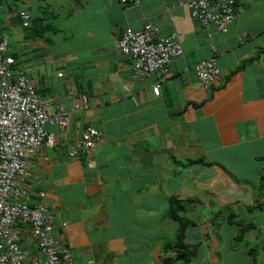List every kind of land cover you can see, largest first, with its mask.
Wrapping results in <instances>:
<instances>
[{
  "label": "crops",
  "instance_id": "0c3cea01",
  "mask_svg": "<svg viewBox=\"0 0 264 264\" xmlns=\"http://www.w3.org/2000/svg\"><path fill=\"white\" fill-rule=\"evenodd\" d=\"M178 1L0 0L9 52L42 101L71 110L88 96L65 134L46 126L57 145L25 167L30 204L42 201L55 217L67 264L175 258L163 250L178 229L168 217L171 198L187 206L185 244L196 248L176 264H264V0H234L226 33L202 27ZM21 9L49 31L30 40L16 17ZM148 22L160 36L176 34L183 49L158 95L154 78H134L117 48L125 27ZM212 55L220 74L204 87L195 65ZM87 126L101 139L89 156L73 157ZM237 220L251 225L242 235ZM21 229L23 248L38 256Z\"/></svg>",
  "mask_w": 264,
  "mask_h": 264
},
{
  "label": "built area",
  "instance_id": "2783aa9c",
  "mask_svg": "<svg viewBox=\"0 0 264 264\" xmlns=\"http://www.w3.org/2000/svg\"><path fill=\"white\" fill-rule=\"evenodd\" d=\"M178 5L184 6L190 18L200 22L202 27L214 25L222 33L227 32L235 18L234 0H181ZM18 18L22 27L29 26V12L19 11ZM8 43V37L3 35L0 38V264H67L70 260L67 246L53 233L57 225L55 218L42 201L30 204L31 196L24 183L25 167L28 159L44 147L57 145L55 135L48 132L46 126L54 125L65 134L72 112L88 108V96H80L71 110L58 101L43 102L35 82L10 55ZM117 48L131 63L134 78H154V95L159 94L160 82L169 76L172 61L183 57L178 36H160L151 22L141 30L125 27ZM195 70L204 87L214 83L220 74L214 55L198 62ZM100 137L98 130L87 126L71 155L89 156ZM21 226L28 230L40 257L31 256L23 248ZM64 226L62 222L60 227Z\"/></svg>",
  "mask_w": 264,
  "mask_h": 264
},
{
  "label": "trees",
  "instance_id": "16d2710c",
  "mask_svg": "<svg viewBox=\"0 0 264 264\" xmlns=\"http://www.w3.org/2000/svg\"><path fill=\"white\" fill-rule=\"evenodd\" d=\"M1 4V2H0ZM26 11L24 9H21L20 11ZM28 12V11H27ZM19 10L16 12V17L18 18ZM44 20L41 17L34 18L31 20V24L26 27L25 29H28L27 34L29 35V39H36L40 38L42 34H44L46 31H49V28H47L44 25ZM1 33L4 31L3 29H0ZM0 33V38L4 35ZM7 35V34H5ZM9 38V36L7 35ZM10 55L16 59L15 53ZM17 60V59H16ZM17 66L19 65V62L17 61ZM189 210L187 209V206L185 204H182L180 201H178L176 198H171L169 200V210H168V217L172 220H174L177 223L178 229L176 232V236L174 238V241L168 244H165L163 247V250L166 252H174L177 255L175 258L168 257L163 260L164 264H176L178 262H188L193 256H194V248L189 249L190 247L185 244V236H186V230L189 227L190 220L183 216L184 213H187ZM182 214V215H181ZM238 223V225L241 228V235L244 234L246 231H248V227L251 225L244 224L242 221L237 220L235 221ZM240 238V237H239ZM237 238V241L239 243L242 241ZM248 248L249 254L254 255L252 251H250L252 248L247 244L246 246Z\"/></svg>",
  "mask_w": 264,
  "mask_h": 264
},
{
  "label": "clouds",
  "instance_id": "9594fccd",
  "mask_svg": "<svg viewBox=\"0 0 264 264\" xmlns=\"http://www.w3.org/2000/svg\"><path fill=\"white\" fill-rule=\"evenodd\" d=\"M122 2H123V1H122ZM127 2H128V0H126V1L123 2V3H127ZM19 11H20V10H19ZM29 14H30V13H29ZM188 14H189V13H188ZM19 20H20V19H19ZM30 22H31V15H30ZM20 23H21V22H20ZM29 25H30V23H29ZM21 26H22V25H21ZM23 28H25V27H23ZM6 36H7V35H6ZM8 48H9V47H8ZM21 68H22V67H21ZM23 70H24V69H23ZM58 74H61V73H58ZM58 74H57V75H58ZM61 76H62V75H61ZM61 76H60V77H61ZM31 80H32V79H31ZM35 87H36V86H35ZM36 91H37V89H36ZM37 94H38V92H37ZM38 96H39V94H38ZM40 99H41V98H40ZM46 130H47V129H46ZM100 133H101V132H100ZM100 139H101V137H100ZM97 142H98V141H97ZM97 142H96V143H97ZM96 143H95V144H96ZM93 148H94V147H93ZM92 150H93V149H92ZM92 150H91V152H92ZM47 212H48V211H47ZM50 215H51V214H50ZM52 216H53V215H52ZM53 217H54V216H53ZM54 218H55V217H54ZM54 230H55V229H54ZM54 234H55V233H54ZM56 236H57V235H56ZM60 240H61V239H60ZM37 249H38V248H37Z\"/></svg>",
  "mask_w": 264,
  "mask_h": 264
},
{
  "label": "rangeland",
  "instance_id": "374dc122",
  "mask_svg": "<svg viewBox=\"0 0 264 264\" xmlns=\"http://www.w3.org/2000/svg\"><path fill=\"white\" fill-rule=\"evenodd\" d=\"M0 33H1V31H0ZM1 34H4V35H5L6 32L3 31ZM8 40H9L8 47H9L10 50H12V46H13L14 44H12V41H10V38H8Z\"/></svg>",
  "mask_w": 264,
  "mask_h": 264
}]
</instances>
